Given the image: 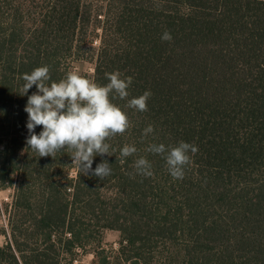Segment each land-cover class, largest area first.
<instances>
[{
    "label": "trees",
    "instance_id": "16d2710c",
    "mask_svg": "<svg viewBox=\"0 0 264 264\" xmlns=\"http://www.w3.org/2000/svg\"><path fill=\"white\" fill-rule=\"evenodd\" d=\"M43 65L55 81L76 71L103 85L120 71L133 77L129 98L151 91L148 111L124 108L132 127L108 141L114 155L94 158L93 169L111 164L103 180L80 174L67 152L39 157L26 145L37 89L20 95L22 77ZM181 140L198 152L176 180L145 148ZM126 143L138 153L122 160ZM139 156L151 177L135 174ZM6 189L0 264H83L88 254L93 264H264V0H0ZM108 230L120 233L116 250Z\"/></svg>",
    "mask_w": 264,
    "mask_h": 264
},
{
    "label": "clouds",
    "instance_id": "9594fccd",
    "mask_svg": "<svg viewBox=\"0 0 264 264\" xmlns=\"http://www.w3.org/2000/svg\"><path fill=\"white\" fill-rule=\"evenodd\" d=\"M162 40L171 41L168 31ZM106 84H99L76 71H69L59 81L52 80L50 66L34 68L22 77L20 95H27L34 85L36 91L27 98L24 111L27 113L26 145L39 157H56L67 152L77 171L82 175L91 174L99 180L112 174L111 164L102 160L92 168L94 158L99 155L113 156L116 149L108 142L117 135H124L131 127V121L124 108L136 112L148 111V100L152 93L145 91L137 97H130L132 76H124L120 71L106 73ZM126 101L122 108L113 101ZM42 126L37 134L35 129ZM154 134V126L149 124L142 131V140ZM145 151L159 155L165 161L167 172L173 179L182 180L186 169L198 147L183 140L172 145L149 143ZM138 153L134 144H124L119 149V158L125 159ZM135 174L142 177L153 175L152 164L145 156L133 162Z\"/></svg>",
    "mask_w": 264,
    "mask_h": 264
},
{
    "label": "rangeland",
    "instance_id": "374dc122",
    "mask_svg": "<svg viewBox=\"0 0 264 264\" xmlns=\"http://www.w3.org/2000/svg\"><path fill=\"white\" fill-rule=\"evenodd\" d=\"M97 43H95L96 45ZM80 71L88 74H93V65L90 63H84L80 65ZM74 174V173H73ZM13 189L0 190V246L6 242L7 233L9 232V214L11 203L13 202ZM120 239V233L118 231L108 230L105 232L104 240L107 244V248L110 250H116L118 248V241ZM94 256L86 255L83 257V264H93Z\"/></svg>",
    "mask_w": 264,
    "mask_h": 264
}]
</instances>
